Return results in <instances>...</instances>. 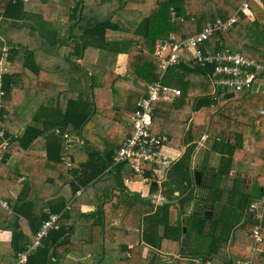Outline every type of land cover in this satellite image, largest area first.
Wrapping results in <instances>:
<instances>
[{"label":"trees","instance_id":"trees-1","mask_svg":"<svg viewBox=\"0 0 264 264\" xmlns=\"http://www.w3.org/2000/svg\"><path fill=\"white\" fill-rule=\"evenodd\" d=\"M50 1L0 0V18L2 19L0 58L3 54V47H10L7 62L10 68L11 66L13 68L12 71L3 72L0 78V105H2L0 107V130L4 132L3 136L0 135V142L3 139L8 142L2 154L0 167H5L6 158L13 146L21 145L27 149L41 134L51 128H59V132L55 130V133L52 132L47 140L49 145L55 146L54 156L51 159L63 163L61 157L64 150L63 133L87 138L88 131L93 134L92 131L96 132L109 126L107 123L116 124L117 120L115 121L113 117L115 115L113 110L116 109V113H120L123 108L113 105L111 96L115 93V87L121 85V81H127L130 88H133L132 91L137 101L148 95L147 85L159 79L162 73L160 61L155 55L158 38L174 34L177 40H181L198 33L209 23L229 19L238 11L244 0H74L76 5L72 9L73 13L70 14V21L73 20V23L66 26L64 33H61V27L56 25L59 17L55 8L50 5ZM247 1L254 18L251 19L243 13H238L237 22L226 29L215 31L204 42L202 48L206 53L229 49L264 62V0ZM90 4L95 7L88 13L86 11L81 13L79 19L77 17L79 6L87 10ZM39 36L45 37L51 44L59 45L60 57L63 58L60 63H64V72H67V69H78L79 66L72 61L71 57L80 55L85 57L88 49H104L115 54L126 53L128 56L127 73L131 74L134 81L126 75L119 74H113V79L109 80L110 75L102 73V69L106 67L96 65L92 73V80H94L92 85L94 91L90 93L92 95L74 93L70 98L71 94L67 92L55 94L49 92L47 88L39 90L37 84L43 85L40 80H44L45 75L49 74L39 62L41 58L38 59L40 53L46 54L35 47L34 41ZM71 38L74 41L68 43V39ZM18 52L23 55V61L20 64L14 61L15 54ZM112 72L115 71L112 70ZM212 73V66L199 65L191 59H183L180 63L169 67L162 77L164 84L177 86L182 94L172 100L160 98L153 103L154 132L167 135L169 144L177 147L182 143H190L182 158L168 168V177L163 181L165 197L171 200L178 199V201L177 203L159 204L155 209L152 208V201L147 198L141 199L142 207L139 202L135 204L133 212L145 213L142 240L156 251L149 250L147 256L143 258L141 257L142 245L138 243L128 256V242H119L120 251L117 256H120L116 258L115 264H162L159 252L171 254L176 251L180 252V256L171 264H205L208 258L220 252L221 242H228L232 230L234 234L232 247L247 253L252 251L254 243L252 231L257 223L254 214H247L244 222L236 228V212H232L227 218H217L213 220L209 230L211 236L208 237L204 236L208 220L201 213L202 206L189 215L187 224L177 217L179 212H184L186 204L191 201L200 200L203 207L211 208L216 203L217 199L207 196L208 191L214 193L211 184L202 180L200 185H196L194 171L190 166L196 146L195 140L204 136L207 142L214 141V150H222L227 154L223 158L226 167L219 169L218 178L229 173L235 159L249 167L250 187L248 190H240L235 184L234 192H232L237 201L234 200L233 204H230V211L234 206H240L238 208L243 213L254 199L264 194V113H260V109L264 108V93L252 94L255 83L261 79L264 80V74L258 76L260 79L254 83L252 88L234 91L233 97L225 98V91L219 89L215 91L211 81ZM29 81L30 83L36 82V89L31 91L30 95L32 102L39 104V107L32 122L26 125L17 139L15 132L21 130L26 122L24 117L18 113L16 105L21 103L24 86ZM134 82L139 83L136 86ZM195 96H210L211 105L195 111L191 103ZM137 101L129 108V112L135 111ZM174 110L193 113L190 123L189 120L169 118L171 111ZM100 119L106 121L102 126ZM91 122L95 124L90 128ZM126 131L127 136L131 133L132 127L127 126ZM219 134L221 137L217 140L216 136ZM123 140L122 138L120 142ZM117 149L107 151L104 158L93 150L84 163H78L79 159L76 158L73 147L70 148L72 166L68 168V171H72L75 167L97 168L80 183L75 180L76 176L74 179L70 178L71 195H67L64 201L58 207L50 209V212L64 210L70 198L81 186L87 185L104 172L112 162ZM64 167L67 168L66 165ZM116 167L119 170L122 166ZM197 168L207 172L206 165ZM76 172L77 170L74 172L75 175ZM146 172L147 175L151 174L152 168L146 166ZM117 173L119 175V171ZM195 187L206 189L207 192L198 194L194 191ZM217 190L220 196L222 189ZM175 191H179L180 194L175 195ZM177 207L179 210L175 216L178 221L171 223V212L176 211ZM0 209L1 218L19 219L16 212L20 213V211L15 206L14 213ZM49 213L42 211L41 215L28 219L33 234L49 217ZM65 215L63 211L58 227L52 228L43 239V245L32 252L29 264H54V261L60 260L66 250L71 247L70 236L67 235L63 224L66 219ZM25 216L28 217V215ZM221 223H223V231L217 237L215 231ZM262 223L264 236V219ZM106 226L107 223L104 225L105 229ZM161 228L162 233H160ZM121 231L124 232V230ZM33 234H29L27 229H21L19 223L12 226L11 262L17 260L18 253L27 249ZM30 236L32 237L29 238ZM138 240H140L139 237ZM193 242L196 243V247L209 242L211 247L208 250L192 248L190 246ZM88 251L98 253L100 250L93 248L85 250V252ZM112 263L109 259L108 262L106 259L98 262V264ZM226 264L235 263L229 260ZM251 264H264V241L259 243L258 250L253 253Z\"/></svg>","mask_w":264,"mask_h":264},{"label":"crops","instance_id":"crops-1","mask_svg":"<svg viewBox=\"0 0 264 264\" xmlns=\"http://www.w3.org/2000/svg\"><path fill=\"white\" fill-rule=\"evenodd\" d=\"M50 5L55 8L59 17L56 25L61 27L60 32L64 33L66 26L73 23V20L70 21V14L73 13L72 9L76 5V2L74 0H51ZM94 7L93 4H90L88 5L87 10H84L80 5L77 17L80 19L81 13L84 11L88 13ZM1 21L2 19L0 18V23ZM86 22H88V20H86ZM73 41V38L68 39V43ZM34 43L36 48L43 50L46 53H40L38 59L41 58L39 59V62L42 64L46 72L49 73L48 75H45L46 78L44 80H40L43 85L40 86V83L37 84L39 90L41 88H47L49 92L55 94L67 92L71 94L70 98L73 97L74 93L92 95L90 94L94 91L92 88L94 83V80H92V73L94 72V67L96 65H103L106 67L102 69L103 72H100L110 75L111 78L109 80L113 79V74L126 75L132 80L134 79L131 74L127 73L126 64L128 56L126 53L115 54L104 49H88L85 57L83 55L71 57L72 61L76 62L79 66L78 69H67V72H64V63H60V60H63V58L60 57L59 45L51 44L48 39L42 36H39ZM14 61L18 64L22 63L23 55L19 52L16 53ZM12 70V66L10 68V64L8 63L5 72ZM112 70L115 72L113 73ZM120 83L124 86L121 87L126 92L124 98L121 99L122 101L118 105H116L114 102V97L118 93L116 92L118 89H116L111 100L113 105L123 108L121 111L119 110L121 114L116 113V109L113 110V114H115L113 117L115 121L117 120L116 124L110 121L111 124L107 123L109 125L107 126V129L103 128L96 132L92 131L93 134L91 131H88L86 133L87 138L70 135L74 153L76 158L79 159L78 163H84L86 157H88L93 150H96L104 158L107 151L114 148L117 149L118 145L122 143L120 142L122 138L124 139L126 136L127 126H131L130 118L133 113L129 112V108L134 106L137 100L134 96L135 94H133V88H130V85L125 81H121ZM138 83L139 82H134L136 86ZM169 86L172 88H178L177 86ZM109 88L112 89V87ZM35 89L36 82H26L21 103L17 105L16 103L14 104L18 109V113L24 117L26 122L21 130L15 132L17 139L24 131L26 125L32 122V118L39 107V104L32 102L30 95L31 91H35ZM227 92L234 91H225V93ZM261 93H264L263 79L255 83L252 94ZM180 95L173 96L169 99L172 100ZM87 97L89 98V96ZM197 98L198 97L195 96L191 102L194 110V104ZM262 110H264V108L260 109V113H262ZM174 111H171L170 115H173ZM178 112H183L184 114L182 117L174 118V120H189L190 123L193 113L186 111ZM100 123L102 126L106 121L100 119ZM118 125H120V127H118ZM104 129H106V132H104ZM55 130L59 132V128L46 130L44 134H41L36 142L32 143L27 149H24L21 145L13 146L9 156L6 158L5 167H0V208L8 210L9 213H14L15 206V208L20 211V213L16 212V214L19 215L18 220H7L0 217V264H8L11 262L10 257H12L11 255L13 253L11 247L12 226H16L19 223L21 229L29 230V234L31 233L32 235L33 233L31 232L28 219L41 215L42 211H48L49 213L50 209L58 207L67 195H71L72 185L70 178L74 179V176H76L77 179L75 180H77V183H80L81 180L83 181L92 174L94 169L97 168L75 167L72 171H68L69 167H64L66 164L63 159V163L53 161L51 158L54 156L55 146L53 144L49 145L47 140L52 132L55 133ZM100 130L105 134L103 135ZM30 135H28V137ZM182 137H184V135ZM220 137L221 135L219 134V136H216V139L219 140ZM101 139H103V141H101ZM195 142L196 146L190 163L191 170L194 171L195 183L196 185L201 184H198L195 178V171L200 170L197 167L206 165L207 172L200 170L203 172L201 182L203 180L206 183L211 184L214 193L208 191L207 196L217 200L212 208L209 206L203 207L204 205L200 200L191 201L186 204L184 212H179L177 217L181 219V222L187 224V218L189 215L202 206L201 213L208 220L204 236L208 237L211 236L209 230L212 226L213 220L215 221L217 218L223 219V217L227 218L232 212H236V228L244 222L247 214H251L246 208L242 213V210L239 209L240 206H234L230 211V204H233L234 200L237 201V199L233 197L235 184L240 190H248L251 184V179L248 177L249 167H246L245 164L239 162L237 159H235L234 165L229 173L218 178L217 172H219V169L226 167V162L223 161V158H225L227 154L222 150H214V141L207 142L206 136L195 140ZM1 143L2 141L0 142V151L2 150L0 155L5 151L1 148ZM189 144L190 143H182L179 147L172 144L170 145L176 149L177 153H180V159L187 150ZM75 170H77L76 175L74 173ZM118 171L119 175L117 173ZM167 172L168 169H159L157 180L150 183H144L138 177H134L132 181H129V178H131L129 177V173L123 171V167L118 170V167L112 166L111 162L100 176L89 182L87 185L81 186V188L70 198V201L64 210L61 212H50L58 213L60 217L63 211L66 213V219H64L63 224L66 227L65 231H67V235L70 236L72 244L60 260L57 262L54 261V264H98L100 260L104 259H106L107 262L108 259H110L113 262L112 264H115V256H117L120 251V249H118V246L120 245L119 242L124 243L125 241L128 242V256L131 255V250L135 249L138 243H141L142 245L141 257L143 258L147 256L149 250L156 251L152 246L146 244L142 240V234L145 227L143 216L145 213H135L132 209L138 202L142 207L141 199L144 198L152 201L153 209L159 204L177 203L178 199L171 200L163 194V189L165 188L163 186V181L168 177ZM153 182H157L158 189L156 192L151 193V185ZM133 184H135V186H133ZM145 184L149 185L148 194L142 193V191L144 192ZM217 189H222V194L220 196H218L220 192ZM194 191L198 194L207 192L206 189H200L197 187H195ZM179 194V191H175V195ZM152 195L157 197V200L151 199L150 197ZM163 198L170 200V202H162L161 199ZM224 205L227 206L224 207ZM178 210V207L176 211L172 210L170 219L171 223H176L178 221V218L175 216ZM25 215H28V217ZM58 222L55 227H58ZM106 223L107 226L105 229L104 225ZM222 224L223 223L219 224L218 229L215 231L217 237L222 234ZM121 230H124V232ZM162 230L163 229L161 228L160 233L163 232ZM232 232L233 230L231 231V236L228 242H221L220 252L211 258H208L205 264H226L229 260H233L235 264H251L253 253L258 250V248L253 249V243L252 251L249 253L235 249L231 245L234 237ZM31 237L32 236L29 238ZM138 237L141 241L138 240ZM190 247L208 250L211 245L208 242L200 245V247H196V243L193 242ZM92 248L100 251L98 253L91 251L85 252L86 249ZM159 255L162 257V264H171L172 261L180 256V252L176 251L171 254L159 252Z\"/></svg>","mask_w":264,"mask_h":264},{"label":"built area","instance_id":"built-area-1","mask_svg":"<svg viewBox=\"0 0 264 264\" xmlns=\"http://www.w3.org/2000/svg\"><path fill=\"white\" fill-rule=\"evenodd\" d=\"M238 13H243L251 19L254 18L249 2L244 0L238 11L227 20L209 23L200 32L181 40H177L174 34L156 40L155 55L160 61L161 77L149 84L147 86L148 95L138 100L137 107L130 118L132 131L124 138L112 160V166L121 165L123 171L129 173V177H131L129 181H132L134 177H138L144 183L156 181L159 169H168L179 159L180 153H177L176 149L169 144L168 136L154 132L152 116L154 101L160 98L169 99L181 94V89L172 88L162 82V77L169 67L180 63L183 59H191L199 65L212 66L211 81L215 91L217 89L223 91L250 89L260 79L258 76L264 74V62L256 58L229 49L206 53L202 48L204 42L215 31L226 29L237 22ZM173 15L175 16L174 12ZM10 50V47H3V54L0 58V78L6 70ZM261 112L264 113V110ZM3 133V130H0L1 136H3ZM63 138L64 150L61 157L66 166L70 168L72 166V156L69 149L73 144L69 133H63ZM7 144V140L3 139L1 148L5 149ZM0 159H2V154ZM146 166L152 168L151 174L147 175ZM248 210L257 219L252 231L253 249H257L259 243L264 241L262 234L264 194L254 199L248 206ZM59 217L58 213H50L49 217L43 221L42 226L33 235L27 249L18 253L17 260L9 264H29L32 252L43 245V239L48 235L50 229L57 225Z\"/></svg>","mask_w":264,"mask_h":264},{"label":"water","instance_id":"water-1","mask_svg":"<svg viewBox=\"0 0 264 264\" xmlns=\"http://www.w3.org/2000/svg\"><path fill=\"white\" fill-rule=\"evenodd\" d=\"M234 95H235L234 92H227V93L224 94V97L227 98V97H232ZM211 100H212V98L210 96L198 97L196 99L195 104H194L195 110H198L199 108H201L203 106H210L211 105ZM202 174H203V172L200 171V170H196L195 171V178H196V181H197L198 184L201 183ZM157 189H158L157 182H153L152 185H151V193L156 192ZM150 198L157 200V197H155L154 195H152ZM161 201L162 202H170V200H167V199H164V198L161 199Z\"/></svg>","mask_w":264,"mask_h":264},{"label":"rangeland","instance_id":"rangeland-1","mask_svg":"<svg viewBox=\"0 0 264 264\" xmlns=\"http://www.w3.org/2000/svg\"><path fill=\"white\" fill-rule=\"evenodd\" d=\"M8 64V63H7ZM7 64H6V66H7ZM134 81V80H133ZM125 82H127V81H125ZM121 86H123V85H120L119 87H115L116 89H118V91H116V92H118L117 93V95H115V97H114V102L116 103V105H118L122 100L121 99H123L124 98V96H125V94H126V92H125V90L121 87ZM124 87V86H123ZM127 89H129L128 87H126ZM239 95H237V97H238ZM112 97V96H111ZM196 111V110H195ZM183 112H178V111H174L173 112V115H170V118L171 119H174V118H178V117H182L183 116ZM186 117H187V115H186ZM95 124V122H91L90 123V128H91V126H93ZM106 129H107V127H106ZM106 129H104V132H106ZM102 133H103V135L105 134L102 130H100ZM101 141H103V139H101ZM133 186H135V184H133ZM148 192H149V185L148 184H145L144 185V192L142 191V193H145V194H148ZM120 255H118V256H115L116 258H118ZM110 260V259H109Z\"/></svg>","mask_w":264,"mask_h":264}]
</instances>
